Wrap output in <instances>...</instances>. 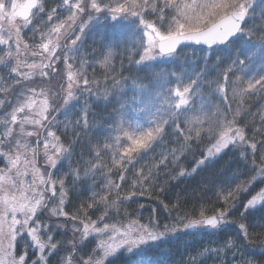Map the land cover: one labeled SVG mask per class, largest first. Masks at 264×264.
I'll return each mask as SVG.
<instances>
[{"label":"snow or ice","instance_id":"obj_1","mask_svg":"<svg viewBox=\"0 0 264 264\" xmlns=\"http://www.w3.org/2000/svg\"><path fill=\"white\" fill-rule=\"evenodd\" d=\"M147 14L156 19H145ZM95 26L110 28L115 34L111 41L103 43L104 33H99L101 47L107 49L99 61L100 66L114 71L113 48L131 43L138 59L129 60L128 70L143 71L152 77V92L147 86L136 83L147 78L139 75L131 88L136 95L130 98L125 97V90L119 87L121 82L115 76L111 90L99 95L93 91L83 74L88 64L86 57H81L80 68H74V64L83 39L96 30ZM28 31L32 33L29 39L41 42L29 44L24 39ZM188 44L205 45L211 53L224 54L216 55L217 67L227 61L222 82L204 81L203 68L188 72L187 60L181 59L183 47ZM0 53V65L8 68V78L13 82L8 86L0 85L3 94L0 97V264H48L49 257L61 247V242H53L52 234L53 228L60 226L48 221L60 217L74 222L73 234H78L81 242L69 241L67 247L72 251L59 258L57 264H109L121 254L129 264H177L167 257L183 236L194 230L212 234L226 232L235 223L228 217L237 208L243 209L241 219H247L249 214L255 218V213L264 209V115L260 116L258 125L253 121L252 125L241 127L236 119L240 116L238 111L229 119L228 114L218 108L209 116L204 103L196 106L202 84L211 87V83L216 84L212 95L219 93L227 104L230 73L235 77L231 81L233 98L264 93V0H60L54 7L49 0H0ZM160 62L178 66L179 73L175 68L157 70ZM57 76L62 81L66 79L62 96L59 92L50 95L42 87L39 90L29 87L37 78L50 81ZM128 79L132 78H125V82ZM173 80L175 87L171 86ZM81 96L95 98L97 104L115 99L120 105L116 110L120 113L119 124L108 131L116 135L107 137L112 143L98 148L91 160L83 161L88 166L83 178L79 168H70L67 173L58 175L60 165L74 155L81 139V133H76L75 128H82L85 134L91 130L86 102L77 110L79 119L73 122L75 140L69 139L65 145L53 130L60 127L57 117L67 113L69 108L75 110ZM181 110L185 112L182 121ZM188 111L199 112L203 118L189 117ZM138 114L147 119L141 122ZM246 128L251 130V137L246 134ZM167 135L173 137L170 144L177 147L161 145ZM205 139L209 146L201 151L199 159L193 155L191 169L181 168L179 160L187 159L189 153L194 154ZM158 146L165 150L159 153L157 162L134 171L128 184L125 173L130 170L129 166L134 168ZM229 148L239 153L240 163L251 174L235 187L222 185L216 200L210 204H201L199 209L194 207L192 211H198L199 218H191L188 212L181 214L179 198L171 208L161 201L162 210L167 213L163 219L155 207L146 222H142V216H133L126 210L121 213V206L137 197L155 191L158 199L168 190L159 179L161 168L163 175L170 179L194 177L198 171L215 164ZM109 149L111 167L101 159V151ZM169 165L173 166L172 170ZM175 168H180L177 177L172 175ZM105 169L103 194L92 193L89 197L92 202L81 204L76 214L69 216L64 211L70 191L65 187L66 180L71 177L73 183L79 180L86 184L90 174L94 178L96 172ZM117 173L119 182L107 178ZM125 184H128L127 194H123ZM145 184L150 187L145 188ZM112 195L114 199H110ZM244 196H248L247 200L240 203ZM218 202L224 207H215ZM143 208L140 204L137 211ZM90 210L101 214L93 220ZM208 211L213 214L205 215ZM113 213L122 215L123 219L116 220ZM42 216L45 218L41 219ZM260 219H264V213ZM107 220L115 222H105ZM77 221L79 227L75 224ZM237 227L236 236L226 234L220 247L206 248L197 255L206 259L215 253L220 264H227V253L235 256L240 246L237 241L242 238L249 242L248 227L243 223ZM97 237L98 242L86 256L77 254L84 243ZM187 243L185 241V245ZM259 247L264 248V241ZM30 249L34 250L35 259L30 260ZM221 251L224 258L219 255ZM155 253L165 259H148ZM132 257L139 259L132 260Z\"/></svg>","mask_w":264,"mask_h":264},{"label":"trees","instance_id":"obj_2","mask_svg":"<svg viewBox=\"0 0 264 264\" xmlns=\"http://www.w3.org/2000/svg\"><path fill=\"white\" fill-rule=\"evenodd\" d=\"M60 0H49L50 6L54 7ZM167 11V10H166ZM145 19L149 21H154L156 17L152 14H147ZM159 26V25H158ZM94 31L90 32L83 39V47L80 50V53L76 57V63L74 64V68H80L79 61L81 57H86L88 64L92 66L89 67L88 64H85L83 74L87 76L89 79L93 91L99 95L100 92H104L105 90H111L113 88L112 77L115 76L116 80H119L121 83L119 87L125 90V97L130 98L133 95H136L135 92L131 90L134 78L139 75L141 77H147L140 81H136V83L143 84L148 87L149 92H152L153 89L150 87L152 82V77H149L147 73L141 71L137 73L135 70L129 71V60L138 59V56L135 54V46L131 43L124 44L121 43L118 47L113 48L114 59H113V68H104L101 67L99 61L102 59L103 54L107 51L101 47V38L99 33H104L103 43H108L113 39L115 35L110 28H102L99 26H95ZM32 36L30 31L26 32L24 35V39L28 41L29 44L40 43L39 40H32L29 37ZM203 50V51H202ZM216 55H224L219 52L211 53L205 47L202 46H193L186 45L183 47V51L181 54L182 60H187L185 64V68L189 73L193 69L199 71L200 69H205L206 75L204 76V81L213 82L217 80H221L222 72L227 67V61L225 63H220L217 65ZM207 56V59L205 57ZM175 68V71L179 73L180 69L178 66H174L169 63L160 62L157 66V70L164 69L170 70ZM241 73H237L240 75ZM9 72L8 68L4 66H0V85L8 86L13 82L8 78ZM107 77V80H106ZM125 78L128 79L125 82ZM235 77L230 73L229 74V85L226 88L227 95L229 100L227 104L221 99L220 94L216 93L212 95V91L216 88L215 83H211V87H204L203 84L199 89L201 96L197 97L196 106L197 108L201 103L206 105L205 111L211 113L215 111L217 108L221 112H226L228 114V118L231 119L233 113L240 112V116H238L237 123L239 126L244 127L245 124L252 125L253 121L256 122V125L259 124L260 116L264 115V93L258 92L253 96H245L243 98H233L231 92V81H233ZM185 82H187V77H185ZM33 87L34 83L29 84V87ZM175 87V81L173 80L172 85ZM98 89V91H97ZM3 94L0 93V97ZM80 103L75 105V110L69 108L67 113L61 114L57 117V120L60 121L59 129H53L56 131L58 136H61L62 141L67 145V141L69 139L75 140L76 136L74 135L72 128L73 122L79 119V115L77 110L81 109L85 102L89 108L88 115V123L90 126V131L86 134L83 132V129L80 127L75 128L76 133H81V139L79 143L76 145L74 150V155L69 158L65 163L60 165V172L58 175L67 173L70 168H79L80 176L84 177V171L87 169V165L83 163L85 160H91L92 156L98 150V148L102 149L103 144L112 143L111 140H108L107 137L115 136V132L108 131L109 128H116L119 124L120 113L116 111L119 109L120 105L116 103L115 99H112L111 102L99 103L97 104L95 98L89 99L87 96H81ZM63 103V101H60ZM230 105V108L228 107ZM59 107V105H57ZM139 107V106H137ZM189 117L200 116L203 118L202 114L199 112L188 111L186 113ZM185 115L184 110H181V121ZM138 118L143 122V120L147 119L143 114H138ZM65 123H67L68 131L65 132ZM207 123L203 125V127H207ZM174 127V126H173ZM181 127H184V124L181 123ZM171 131V130H169ZM246 134L251 137L252 132L249 128L245 129ZM173 139L171 135L165 136L164 140L161 142L162 146L169 147H177L175 144H170V141ZM256 139H259L257 137ZM91 146L92 151L89 152V147ZM162 146H158L154 152L148 153L143 157L135 165L134 168L129 166V171L125 173L128 178V184L131 183L133 178V172L137 169H140L144 165H154L159 159V153L164 151L165 148ZM209 146V141L205 139L204 143L197 148L195 153H189L187 155V159L181 158L179 160V165L181 168L191 169L193 165V155H195L196 159L200 158L201 151L206 149ZM259 147V146H258ZM250 151V149H247ZM156 159H153V158ZM101 159L104 161L108 167H111V150L101 151ZM95 163V161H93ZM173 166L169 165V170H172ZM115 171V170H114ZM159 179L162 184L168 188L167 191L159 195L157 199V193L155 191L152 192L151 195H145L143 197H137L134 201L128 202L125 205L121 206V213L125 210L132 214L133 216L139 215L143 217L142 222H146L147 217L150 215V210L155 207L157 213L163 219L167 216V213L163 212L161 201L168 204L169 207L177 202L179 198L180 203V211L181 214L184 212L190 213L191 218H199V212H193L192 209L195 207L199 209L201 204H210L211 202L216 200L217 191L220 187L223 186H231L235 187L240 181L245 180L247 175H250L246 169L243 168L240 163L239 153L232 148L225 150L224 154H222L215 164H211L202 170L198 171L194 177H177V173L180 171V168H175L172 171L173 177H177L176 179H170L163 175L164 169L160 170ZM107 169L104 172H96L95 177L91 178V174L89 178H87V183H82L81 181H76L73 183L71 177L66 180L65 187L70 189L66 198V204L64 206V211L69 213V216L76 214V209L84 204L85 202L91 203L92 201L89 197L92 193H100L101 187L106 183L105 175ZM239 173H244L240 175ZM234 174H236V178L233 179ZM108 179L113 180L114 182H119V175L114 174ZM128 184L124 185L123 194H127ZM259 186V185H258ZM145 188L150 187V185L145 184ZM159 187V185L157 186ZM59 191V190H58ZM255 191V189H253ZM226 194V193H225ZM250 195V194H249ZM248 196L242 197L240 203H243L247 200ZM110 199H114V195L110 196ZM143 204L144 208L137 211L139 205ZM86 206V205H85ZM52 205H49L51 208ZM215 207L222 208L224 207L222 202H218L215 204ZM103 211V209H101ZM243 211L242 208H237L231 216L228 217L229 220L234 221L230 227L226 229V232H220L218 234H212L210 231H200L194 230L191 234L185 235L181 238V240L177 241V247L172 249V255L167 257L169 261H176L177 264H220L215 257L216 254H212L206 259L201 258L197 255L198 252H203L206 248H217L223 244L225 239V235L236 236L238 232L237 225L240 223L245 224L248 227V237L249 242L244 241L242 238L237 241L240 245L235 250V256H233L232 252L227 253V264H244L245 261H253L254 264H264V248L259 247L262 241H264V227H259V224H264V219H260L262 213H264V209H259L255 213V218L252 214L248 215L247 219H241L240 213ZM101 212H92L89 211V215L91 219H97ZM211 211L205 213V215H212ZM115 216V214H112ZM175 215V212L173 213ZM45 217L42 216L41 219ZM116 220L123 219V216H115ZM49 223L56 225V223H60L62 228H53L52 234L54 235L53 242H61V247L59 250L52 254L48 259V264H57V261L61 257H66L72 251L71 248L67 247L69 241L81 242L80 236L73 234V224L74 222L70 219L60 217L59 219L53 218L48 221ZM105 222L112 223L114 220H107ZM76 226L79 225V221L75 222ZM99 238L89 239L86 243L83 244L81 249H78L77 254L80 256H86L88 251L95 246V243L98 242ZM185 241H187V245H185ZM255 246V247H254ZM32 249L29 250L30 260L35 259L33 255ZM219 255L224 258V253L221 251ZM165 259L164 257H160L158 253H155L148 257V259ZM194 258V260L192 259ZM132 260L139 259L138 257H132ZM109 264H129V261L125 258L123 254L117 256L115 259L109 261Z\"/></svg>","mask_w":264,"mask_h":264},{"label":"rangeland","instance_id":"obj_3","mask_svg":"<svg viewBox=\"0 0 264 264\" xmlns=\"http://www.w3.org/2000/svg\"><path fill=\"white\" fill-rule=\"evenodd\" d=\"M69 43H70V41H69ZM0 54H2V53H0ZM33 87H36L37 90H39V88L42 87L46 91H48L50 95L53 94V93H58L59 92L61 94V96H62L63 95L62 87L66 88V79L64 81H62L61 78L58 77V76L52 78L50 81H48V80H40L39 78H37L35 80V83H34ZM60 101H63V100L61 99ZM29 130H31V129H29ZM40 163H43V161L41 160ZM57 224L60 226L59 228H62V225L60 223H56V225Z\"/></svg>","mask_w":264,"mask_h":264},{"label":"water","instance_id":"obj_4","mask_svg":"<svg viewBox=\"0 0 264 264\" xmlns=\"http://www.w3.org/2000/svg\"><path fill=\"white\" fill-rule=\"evenodd\" d=\"M188 45H191V44H188ZM185 46H186V45H185ZM193 46H202V47L207 48V46H205V45H193Z\"/></svg>","mask_w":264,"mask_h":264}]
</instances>
